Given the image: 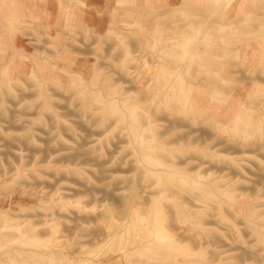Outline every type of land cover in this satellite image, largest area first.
<instances>
[{"label":"rangeland","instance_id":"374dc122","mask_svg":"<svg viewBox=\"0 0 264 264\" xmlns=\"http://www.w3.org/2000/svg\"><path fill=\"white\" fill-rule=\"evenodd\" d=\"M0 264H264V0H0Z\"/></svg>","mask_w":264,"mask_h":264}]
</instances>
